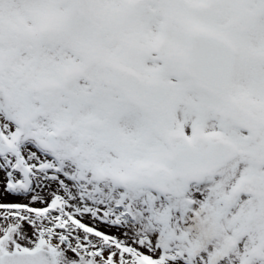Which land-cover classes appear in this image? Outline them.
Instances as JSON below:
<instances>
[{
  "label": "snow or ice",
  "instance_id": "1",
  "mask_svg": "<svg viewBox=\"0 0 264 264\" xmlns=\"http://www.w3.org/2000/svg\"><path fill=\"white\" fill-rule=\"evenodd\" d=\"M0 264H264V0H0Z\"/></svg>",
  "mask_w": 264,
  "mask_h": 264
}]
</instances>
